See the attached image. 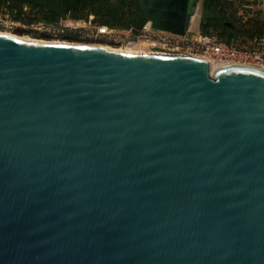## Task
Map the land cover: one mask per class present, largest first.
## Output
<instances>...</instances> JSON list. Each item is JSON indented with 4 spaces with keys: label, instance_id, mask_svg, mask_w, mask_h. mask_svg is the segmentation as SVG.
I'll list each match as a JSON object with an SVG mask.
<instances>
[{
    "label": "water",
    "instance_id": "95a60500",
    "mask_svg": "<svg viewBox=\"0 0 264 264\" xmlns=\"http://www.w3.org/2000/svg\"><path fill=\"white\" fill-rule=\"evenodd\" d=\"M0 264H264V67L0 31Z\"/></svg>",
    "mask_w": 264,
    "mask_h": 264
},
{
    "label": "trees",
    "instance_id": "16d2710c",
    "mask_svg": "<svg viewBox=\"0 0 264 264\" xmlns=\"http://www.w3.org/2000/svg\"><path fill=\"white\" fill-rule=\"evenodd\" d=\"M239 0H202L201 30H215L228 42L245 44L261 32V19L237 21ZM0 14L15 20L58 23L61 18L90 20L95 25L139 29L147 17L141 0H0ZM91 15H93L91 17ZM242 36H247L241 41Z\"/></svg>",
    "mask_w": 264,
    "mask_h": 264
},
{
    "label": "rangeland",
    "instance_id": "374dc122",
    "mask_svg": "<svg viewBox=\"0 0 264 264\" xmlns=\"http://www.w3.org/2000/svg\"><path fill=\"white\" fill-rule=\"evenodd\" d=\"M261 4L262 2L258 1H252L248 5L239 3V11L237 15L238 23L246 22L248 18L260 20L262 18ZM202 15V0H198L189 28L192 30H199L201 28ZM97 28L98 27L90 20H73L66 18L58 23H45L38 20L31 21L29 18L24 21L15 20L10 14H0V31L23 37L27 36L26 38L75 41L93 44L98 43L117 49L128 47L133 49L143 48L146 50L153 49V51L166 52L163 49L150 46V44L143 38H135L133 34L128 32L125 28L114 27V30L108 33H101ZM246 37L247 36H242L241 41L246 39ZM208 58L211 66L217 64L218 61L214 57L208 56Z\"/></svg>",
    "mask_w": 264,
    "mask_h": 264
},
{
    "label": "built area",
    "instance_id": "2783aa9c",
    "mask_svg": "<svg viewBox=\"0 0 264 264\" xmlns=\"http://www.w3.org/2000/svg\"><path fill=\"white\" fill-rule=\"evenodd\" d=\"M255 1V0H250ZM263 2L264 0H257ZM63 21V18L60 19ZM262 31L255 34L245 44L228 42L215 30L203 32L188 28L185 33H177L167 29L156 27L134 26L126 28L135 38H143L150 46L169 52H184L214 57L219 63L242 62L264 67V10L262 12ZM101 33H108L114 27L108 25H96Z\"/></svg>",
    "mask_w": 264,
    "mask_h": 264
},
{
    "label": "bare ground",
    "instance_id": "6f19581e",
    "mask_svg": "<svg viewBox=\"0 0 264 264\" xmlns=\"http://www.w3.org/2000/svg\"><path fill=\"white\" fill-rule=\"evenodd\" d=\"M1 32H4V31H1ZM5 33H8V32H5ZM27 37V36H26ZM36 39V38H35ZM96 44V43H95ZM98 44V43H97ZM119 50H126V51H136V52H152V53H162L161 51H153V49L152 50H146V49H133V48H128V47H122V48H119ZM167 53H171V54H181V55H191V56H194V57H198V58H201V59H205V60H207L209 63H210V60H209V58L208 57H206V56H201V55H196V54H186V53H184V52H169V51H166ZM164 53V52H163ZM210 65H211V63H210ZM215 66L216 65H212L211 67H212V69L213 68H215Z\"/></svg>",
    "mask_w": 264,
    "mask_h": 264
},
{
    "label": "crops",
    "instance_id": "0c3cea01",
    "mask_svg": "<svg viewBox=\"0 0 264 264\" xmlns=\"http://www.w3.org/2000/svg\"><path fill=\"white\" fill-rule=\"evenodd\" d=\"M255 1H257V0H255ZM239 2H242L244 5H248V4H250V2H252V1H250V0H239ZM260 2V1H259ZM262 12H263V10H264V1L262 2ZM93 15H91V17H92ZM70 19H73V18H70ZM73 20H76V19H73ZM79 20H83V19H79ZM261 21H262V18H261ZM263 24V23H262ZM262 28H263V26H262ZM262 28H261V31H262ZM260 33V32H259Z\"/></svg>",
    "mask_w": 264,
    "mask_h": 264
}]
</instances>
